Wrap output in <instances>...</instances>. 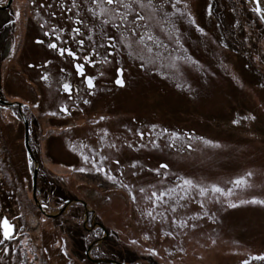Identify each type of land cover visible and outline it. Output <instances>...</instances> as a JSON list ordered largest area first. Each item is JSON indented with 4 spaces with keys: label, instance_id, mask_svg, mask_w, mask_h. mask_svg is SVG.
<instances>
[{
    "label": "rangeland",
    "instance_id": "1",
    "mask_svg": "<svg viewBox=\"0 0 264 264\" xmlns=\"http://www.w3.org/2000/svg\"><path fill=\"white\" fill-rule=\"evenodd\" d=\"M157 1H162L161 12L145 7L142 22L144 39L163 43V59L147 64L161 71L162 79L150 82L147 70H138L145 79L141 104L143 110H157L158 124L174 129L191 150L176 141L174 171L117 176L114 182L75 174L58 163L68 160L65 155L57 152L53 159L44 153L48 145L40 136L57 137L59 127L46 122L44 99L36 108L35 95L13 87L22 82L19 70L29 62L19 58L17 65L20 48L23 41L31 44L33 39L27 38L36 36L35 29L25 31L23 12L0 17V51L5 55L0 80L11 89L5 91L8 100L26 101L22 111L39 127L35 135L41 142L31 144L37 145L41 176L37 171L31 175L22 128L12 115L17 108L0 107V154L16 152L10 159L12 174L0 170V214L15 227L8 240L0 232V264H111L88 258L86 250L95 240L92 259L121 264H264L257 258L264 257V204L247 202L264 201V23L244 0ZM16 3L15 8L22 1ZM99 22L102 32L111 35L104 16ZM135 32L114 30L124 43H140L142 34ZM79 129L76 135L85 134ZM9 130L15 146L3 139ZM53 141L61 145L59 139ZM147 165L154 169L156 163ZM237 179L246 183L236 185ZM39 202L46 207L39 208ZM91 222L95 228L88 232ZM99 225L108 231L103 241Z\"/></svg>",
    "mask_w": 264,
    "mask_h": 264
},
{
    "label": "flooded vegetation",
    "instance_id": "2",
    "mask_svg": "<svg viewBox=\"0 0 264 264\" xmlns=\"http://www.w3.org/2000/svg\"><path fill=\"white\" fill-rule=\"evenodd\" d=\"M17 1L0 0V17L5 18L9 14L16 16L17 12H23L22 15H27L26 23H23L25 31L35 29L33 32L36 36L27 38V40L33 39L31 44L23 41L20 48L17 65H20L19 58H26L29 62L26 69L19 70L22 82L13 84V87L17 85L15 90L35 95L38 99L35 102L36 108L40 107V100L44 99L46 122L48 125L59 127L56 129L57 137L40 136L41 142L48 145L44 153L53 159L57 152L62 153L68 160L58 163L66 170H76L75 174L101 177L105 181L108 177H111V181L112 178L116 181L117 176H144L150 172L161 176L163 175L161 170L174 171V157H177L174 156L175 142H179L180 147H186L188 150H191V147L184 139L178 138V133L174 132V129L163 128L158 124L162 119L157 110L145 108V111L141 104L145 100V96L142 95L146 93H142L140 87L144 86L145 79L138 70H147L145 73L149 75L150 82L152 79L156 83L159 79L160 82L162 72L148 68L147 64L163 59V43L149 42V36L144 39L143 33L147 30L144 22L138 19L137 13L144 16L145 8L141 9L135 0H124L125 3L132 5L130 10L97 3L94 0H21L22 6L15 8ZM142 2L147 4L148 0ZM162 6V1L152 0V8L156 11L161 12ZM14 8L18 11L13 12ZM93 15L98 17L94 20ZM100 16H104L107 28L113 31L111 35L108 31L102 32ZM11 24L16 22L12 21ZM76 29H79V32L75 31ZM124 29L127 30L128 35L131 31L140 33V36L142 34L143 41L124 43V38L114 33V30L124 31ZM26 36L25 33L23 38ZM23 38L15 39V43L11 46H17L18 41L20 43ZM50 44H55L56 48L49 47ZM62 48L71 49L76 54L75 58L69 56L66 51L61 54ZM11 56L13 57L14 54ZM3 58L5 55L1 50L0 61ZM77 65L82 66L83 76L77 71ZM87 77L92 78L94 85L92 88L86 83ZM117 80H122L123 84H118ZM65 84L70 86V91L65 90ZM4 85L0 80V101H7L5 91L11 90L8 87L5 89ZM26 85L28 92H25ZM15 101L24 104L23 106L27 105L23 100H8V102ZM0 107L17 108L12 115L19 119L18 123L22 128L20 138L23 139L24 147L25 130L20 114L25 116L28 123L29 147L33 160L38 166L35 167L34 162L29 160L26 149L24 155L27 156L31 175L36 169L37 176H41L40 163L35 159L37 145L31 146L41 143L38 134L35 135L39 127L33 123L29 112L22 111L24 107L21 106L20 114L17 105L8 107L0 104ZM2 117L1 112L0 119ZM41 121L37 123L42 124ZM5 123L14 124L12 121ZM77 127L85 129V134L76 135L80 131L79 128L76 129ZM40 131L43 130L40 128ZM14 138L15 135L11 132L10 136L3 135L5 142L15 146ZM54 139H59L61 145L54 143ZM167 143L169 147L164 150L163 145ZM0 155H2L0 166L4 165L0 170L12 174L9 166L16 158V152ZM4 160L6 163L3 162ZM79 161L83 164L81 167L77 165ZM152 161L156 163L154 169L147 165ZM97 186L99 187L98 184ZM0 216L2 233L4 216L2 214ZM9 224L13 232L14 224ZM91 226H95V222H91ZM94 228L88 232H93Z\"/></svg>",
    "mask_w": 264,
    "mask_h": 264
},
{
    "label": "snow or ice",
    "instance_id": "3",
    "mask_svg": "<svg viewBox=\"0 0 264 264\" xmlns=\"http://www.w3.org/2000/svg\"><path fill=\"white\" fill-rule=\"evenodd\" d=\"M94 2L105 3L106 5H109V6L115 5L116 7H123L124 9H128V10H130L132 8V5L129 4V3H125L124 0H94ZM135 2L139 4V7L141 9H143L145 7H152V0H148L147 4L143 3L142 0H135ZM178 2H179V0H177V3ZM73 6H75V5H73ZM102 11H107V10L106 9H102ZM113 11H114V9H113ZM137 17H138V19L140 21L145 20V16H143L140 13H137ZM105 23H107V21H105ZM134 27H135V25H134ZM75 31L79 32V29H76ZM141 39H143V37H141ZM149 39H151V37H149ZM49 47L56 48V45L55 44H50ZM60 51H61V54H64V52L66 51L69 56H72V57L75 58L76 54L71 49H63L62 48ZM77 71L79 72L80 75H82V76L84 75L83 70H82V66L77 65ZM45 79H46V77H45ZM86 83H87L89 88H92L94 86L91 77H87L86 78ZM117 83L121 84V85L123 84L122 80H117ZM64 88H65L66 91H70V86L69 85L65 84ZM62 111H67V110L66 109H62ZM141 136H142V134H141ZM117 163H118V161H117ZM162 167H166V166H162ZM81 171H83V169H81ZM249 175H251V173H249ZM191 183L192 182L189 181V180H185L184 181V184H186V185H190ZM233 183L236 184V185H240V184L246 183V181L242 180V179H237ZM201 191L203 192L204 190L202 189ZM213 191L217 192V193H220L223 190L221 188H219V187H213ZM228 194L231 195V190H229ZM153 195L155 196L156 194L153 193ZM247 202L248 203H254V204H264V201L256 200V199H253V200L247 201ZM230 206L231 207H236L237 205L231 204ZM149 215H151V213H149ZM2 224H3V239L4 240H8L12 236V226L9 224L7 219H4L2 221ZM257 258L264 260V257H257ZM245 264H247V262H245Z\"/></svg>",
    "mask_w": 264,
    "mask_h": 264
},
{
    "label": "water",
    "instance_id": "4",
    "mask_svg": "<svg viewBox=\"0 0 264 264\" xmlns=\"http://www.w3.org/2000/svg\"><path fill=\"white\" fill-rule=\"evenodd\" d=\"M244 1L253 8V10L255 11V13L258 15V17L264 23V7H263V4H262L263 3V0H244ZM2 103L8 104L6 102H2ZM25 146H26V149H27V152H28L29 156L33 158L32 154H31V151H30V148H29V145H28V126H27V124H25ZM36 171L37 170L35 169V174H36ZM33 178H34V176H33ZM33 183H34L33 184V190H34V188H35V179H33ZM74 201H76V202H82V201H78V200H74ZM38 205H39V208L42 207L40 204H38ZM83 205L86 206L85 203H83ZM84 213L87 215L86 212H84ZM85 218H87V217L85 216ZM99 227H101L102 230L105 232L104 237L102 238V240H100V241H103V240H105V238L107 236V233H106L105 229L102 226L99 225ZM95 244H98L97 243V240L92 241L88 245V249L86 250V254H87V256H88L89 259H91L93 262H96V263L121 264V263L116 262V261H114L112 259H92L90 257V255H89V253H90L89 251H90L91 247L94 246Z\"/></svg>",
    "mask_w": 264,
    "mask_h": 264
},
{
    "label": "bare ground",
    "instance_id": "5",
    "mask_svg": "<svg viewBox=\"0 0 264 264\" xmlns=\"http://www.w3.org/2000/svg\"><path fill=\"white\" fill-rule=\"evenodd\" d=\"M263 4H264V0H263Z\"/></svg>",
    "mask_w": 264,
    "mask_h": 264
}]
</instances>
